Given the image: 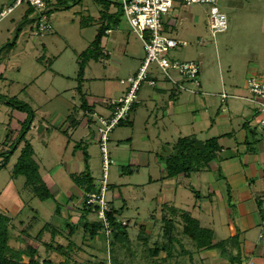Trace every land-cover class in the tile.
<instances>
[{"label": "rangeland", "instance_id": "1", "mask_svg": "<svg viewBox=\"0 0 264 264\" xmlns=\"http://www.w3.org/2000/svg\"><path fill=\"white\" fill-rule=\"evenodd\" d=\"M64 1V6H57L55 0L46 10L52 29L42 32L38 23L43 9L23 3L1 18V11L13 6L15 0H0V74L3 73V77L0 76V136L11 133L9 139L3 136L0 139V150L9 149L18 141L24 127L22 121L32 108L36 114L27 140L34 148L32 158L37 161L39 172L53 194L42 201L25 184V175L14 176L13 168L26 143L23 140L7 166L0 170V211L14 217V245L37 246L44 256L50 255L56 261L63 260V256L55 249L46 250L44 242L54 238L57 245H66L70 221L78 224L73 236L78 244L84 235L80 221L82 209L75 206L84 196L71 173L84 171L85 151L96 183L101 184L103 178L99 121L93 117L88 122L92 116L80 107L79 85L87 101L95 107V114L108 113L107 100L119 97L126 87L121 79L133 75L147 55L143 41L120 11L123 0ZM219 6L227 15L229 27L213 35L208 24L210 5L174 3L167 16L174 19L169 34L186 40L187 44L171 49L169 57L177 62H199L201 86L186 79L187 89L179 88L157 65L151 69L157 85L148 81L142 83L139 105L130 114L133 122L117 126L107 142L113 161L106 180V198L118 209V220L127 223L129 238L119 241L109 233V237L86 239L81 245L84 250L73 251L75 264L93 261L95 255L98 260L106 258L108 264L114 261L119 264H231L229 254L222 255L216 248H199L196 240L184 233L180 209L197 217L202 226L213 229L215 242L231 235V225L254 243H264L260 238L264 223L246 228L245 232L238 223V201L244 200L243 192L233 188L232 201H228V197L214 191V178L224 179L223 172L215 168L217 163L185 178L181 186L177 177H166V163L160 158V154L172 151V145L180 136L195 134L207 139L225 135V124L216 122L219 116L231 119L236 133L239 123L250 121L252 127L249 128L255 129L256 134L248 131L249 144L245 145L248 153H258L264 146V125L259 121L264 115L257 117L254 103L246 99L251 95L247 87L251 73L264 81V0H223ZM108 22L112 30L103 37L102 45L110 57L99 61L90 59L81 79L78 76L81 54L91 47L99 27ZM8 42L12 43L5 46ZM162 86L166 90H161ZM223 91L230 97L223 99ZM172 93L175 96L171 97ZM9 97L31 108L20 110L7 104ZM222 106L227 108L225 113L221 112ZM70 114L82 120L72 126L68 120ZM116 148H119L118 154ZM6 156L1 155L0 162ZM253 178L250 176L249 183ZM225 182L228 186L226 179ZM254 199L256 202L264 200V190L255 193ZM256 204L258 206V202ZM58 205L61 209L57 212ZM173 207L178 209L177 213L171 211ZM96 216L90 213L87 218L97 219ZM165 219L174 221L173 240L168 250H162L155 257L150 248L158 241L169 243L165 236ZM47 222L57 226L61 233L52 237L48 229L38 239L39 230ZM142 225L145 226L143 239L139 237ZM28 226L31 235L23 241L17 236ZM243 250L252 257L251 252ZM248 264L256 263L253 259Z\"/></svg>", "mask_w": 264, "mask_h": 264}, {"label": "trees", "instance_id": "2", "mask_svg": "<svg viewBox=\"0 0 264 264\" xmlns=\"http://www.w3.org/2000/svg\"><path fill=\"white\" fill-rule=\"evenodd\" d=\"M64 3H65L64 0H57L55 5L64 6ZM120 11L121 13H124L123 6L121 7ZM112 15L113 14H110V17H112ZM115 20L118 22L120 19L119 17H117L115 18ZM115 20L114 22H116ZM168 27L169 26L166 24L167 33L170 32ZM109 29L112 30L111 26L109 25V22L107 24L101 25L99 27V30H98V33L95 39L92 42L91 47L88 50L83 51V53L81 54L82 61L79 62V71H78L79 78L81 79L84 78L86 66L90 59L99 61L102 58L108 59L110 57L109 56L110 54L106 52V50L104 49V46L102 45L103 37L109 34L107 32V30ZM11 43L12 42H8L5 44V46ZM0 53H2V48H0ZM200 73H201V69L199 68V72L197 74L198 78H199ZM0 76L3 77V75L1 74ZM149 78L154 79L152 74L149 75ZM183 79L184 80L182 81L183 83H185L184 81L186 79L185 78ZM80 85H79V92L81 94V99H82L80 107L86 111L85 112L86 114H88L89 116H92V118L89 117L88 122L92 121L93 117H96V119H98L99 121L98 116H96L97 114H95L96 113L95 107H92L91 104L87 101L86 93L83 92V89L81 88ZM155 85H157V83ZM174 85L179 87L176 84ZM124 91L125 89H123L122 94ZM170 96L173 97L175 96V94L172 93ZM110 99L107 100L109 112L103 113L106 115L108 114V116L110 115V109H111V106H109ZM138 102L139 101L135 102L128 117L125 119H121L117 126L124 125L125 123L133 122L130 118V114L137 108ZM6 103L13 105L14 107L19 108L20 110H24L25 108L27 109L28 107L31 108L27 103L21 100H17L14 97L13 98L9 97ZM29 112L31 113H29V116L26 118V120L22 121V123L24 124V127L17 137L18 141L13 143L9 149L5 148V149L0 150V156L3 154H7L6 158L3 159L4 161L1 160L0 162V170H2L4 167L7 166L11 155L14 154V152L17 150L18 145L23 140H26V143L21 149V155H19L18 160L13 168L14 176L17 177L19 175H25L27 179L25 184L31 187L35 196L37 195L42 201H45L49 199L51 196L53 197V194L50 192L47 182L42 178V175L39 172V165L37 161L34 160V158H32V154H34V148H33L32 143L26 138L27 133L30 131L32 127V122L34 121L35 114H36L32 108L29 109ZM86 114L84 116H86ZM99 114H102V113H99ZM68 120H70L71 122L70 124L72 126H75L82 119L78 120L77 116H75L74 114H70L68 115ZM99 125H100V121H99ZM246 125H248V123ZM254 132H255V129H254ZM10 136H11V133L6 134L5 139H9ZM219 140H220V136H213L207 139H201L195 134L184 135V136L178 137L177 141L174 143V145H172L171 152L160 154V158H162L166 163V170H167L166 177L174 178V177H178L181 174H183L185 177H191L193 173L205 171L209 169L213 164L215 163L218 164L219 161L222 159L221 158L222 145L220 144ZM167 144H170V143L167 142ZM247 144H249V142H247ZM85 153H86L85 155L86 156L85 158L86 167L84 171H81L80 172L81 174L80 173L78 174L76 172L71 173L74 183L81 190V193L84 196L83 201L80 204H75V206H78V208L82 209V213L80 215V221L83 225L84 235H83L81 244H78V242L75 239H73V236H75L74 234L76 233V227L78 224H75L74 222L70 221L67 224L68 234L70 236H68L69 242L66 245L64 244L57 245L56 243H54V238H52V240H50L49 242H44L46 246V250L51 251L52 249H55L59 251L60 254L63 256V260L56 261L50 255L44 256L43 252L37 246H33L28 243H26L25 246H16L12 243V240L14 237L13 235L14 217L0 211V264H57V263L58 264H75V261L73 262V260L75 259V255H76V254H73L74 249L84 250L81 245H83V241L86 239L94 240L98 238L99 236L109 237L111 234H107V231H106L107 228H110L111 230L110 233L113 234L112 238L115 240L125 241L126 238L127 239L129 238L128 231L126 229L127 223H124V220L123 221L118 220V217H117L118 209L115 208L112 201L107 200L109 204V210L107 211L108 226L105 223V221L98 216V211L100 209V203L98 202L88 203V197L86 196L85 193L87 192L100 193L101 184L96 183L95 178L92 175L90 165L88 163L89 155L87 151H85ZM228 191H229L228 194H229V200H230L231 199L230 189H228ZM263 201L264 200L257 199L258 209L260 211L262 218L264 219V208L262 207ZM60 209L61 207L58 205L56 208V211L58 212L60 211ZM21 211L22 209L18 212V214H21ZM171 211L173 213H177L178 209L176 207H173ZM90 213H94L95 215H97L96 216L97 219L88 220L87 216ZM179 213L182 218V221L184 222V226H183L184 233L190 236L191 238H193L194 240H196L199 248L220 249V252L222 253V255L229 254V257H230L229 259H230L231 264H248L249 263V261L251 260V256L248 255L247 252L243 250L242 242H241L242 239L240 237L239 231L234 235H231L223 240H219L215 242L213 229L202 226L200 220L197 217L193 216L190 212H187L186 210L180 209ZM69 216L71 217L72 215L70 214ZM164 221L165 223L167 222L165 225V228H166L165 236L167 239H169V243L165 241L164 242L158 241L154 247H151L150 251L155 257L158 256V254L162 250L164 251L168 250L169 245L173 240L174 221L172 219H169V220L165 219ZM21 222H23V220H21ZM48 229L52 231L53 233L52 237L55 236L56 233H61V230L57 226H54V224L51 222L50 223L47 222L39 230L37 234V238L38 239L41 238L43 233ZM144 229H145V226L142 225L141 226L142 231L139 234V237L141 239L145 238ZM62 234L65 235V233H62ZM86 234L89 237H87ZM30 235H31L30 226H28L24 228L22 230L21 235L17 237L24 241L26 240V237ZM98 261L101 264H108V260L106 258L98 260L97 255L94 256L93 261H86L87 262L86 264H97ZM113 264H119V263L114 261Z\"/></svg>", "mask_w": 264, "mask_h": 264}, {"label": "built area", "instance_id": "3", "mask_svg": "<svg viewBox=\"0 0 264 264\" xmlns=\"http://www.w3.org/2000/svg\"><path fill=\"white\" fill-rule=\"evenodd\" d=\"M55 0H15L13 6L1 12L2 17L12 12L15 7L27 3L31 7L43 9L40 13V21L38 23L39 31H49L52 29V24L48 21L46 10ZM223 0H123L122 5L125 17L127 18L131 29L143 41L147 52L141 66L133 74L126 79H121V83L125 84V91L117 98H111L109 106L110 115L99 114L97 116L100 121L98 127L101 135L100 149L102 152V171L103 178L101 179V192H87L88 203H100L99 217L102 218L108 226L107 211L109 204L106 198L108 190L107 177L109 168L112 163V157L109 153L107 142L109 141L110 132L119 124L121 119L128 117L133 105L138 101L139 90L142 83L148 81L149 84L155 85L156 80L150 79L152 74L151 69L157 65L161 72L178 85L180 88H186L183 78L188 79L191 84L201 86L198 78L199 63L197 61L177 62L172 61L169 57V52L172 48L179 44L186 45V40H178L166 32L164 18L170 13L175 2H180L186 5H194L197 3L210 5L208 24L213 35L218 32L226 31L229 27L228 18L224 11L221 10L219 4ZM108 33L111 30H107ZM176 71V74L173 73ZM247 87L250 96L246 97L255 105V113L257 117L264 115V81L250 75L247 80ZM194 91V90H191ZM223 99L230 95L223 91L221 93ZM237 97V96H235ZM264 125V117L259 120ZM107 234L111 232L110 228L106 229Z\"/></svg>", "mask_w": 264, "mask_h": 264}, {"label": "crops", "instance_id": "4", "mask_svg": "<svg viewBox=\"0 0 264 264\" xmlns=\"http://www.w3.org/2000/svg\"><path fill=\"white\" fill-rule=\"evenodd\" d=\"M167 16L164 18V23L165 25L167 24L169 26L168 29L170 31V29L173 28L174 19L172 18L167 19ZM1 75H3L2 72ZM160 88L161 90H166V88L163 86ZM202 94L204 95V93ZM209 94L210 93H208V95ZM209 103L212 104L213 101H209ZM192 107L195 108L196 106L193 105ZM226 110L227 108L222 106L221 112L225 113ZM216 122H218V124H225L223 130H226V133L225 135L223 134L222 135L223 137L221 136L219 140L220 144L222 145V151H221L222 159L219 161L217 166L213 164L215 165L217 171L221 170V172H223L224 179H222V177L219 176V179L217 180L216 178H214L215 176L211 174V176L214 178L215 181L214 191L215 192L218 191L221 197H225V196L228 197L227 199L228 201H232V197L229 200L228 189H230L231 191L233 188H237V190L243 192L245 196H241V197H244V200L238 201L240 215L238 216L237 219L239 225H241L242 229L245 232L246 228H252L260 222H262V224L264 223V219L260 216V212L256 204L257 203L256 199H254L255 193L264 190V171L262 170V165L264 164V146H262L261 150L258 153L256 152L248 153V150L245 148V145L249 141L248 131L250 130L253 133V135L256 134V132H254V129L249 128L252 127L250 121H246L248 125H246L247 123L245 121L239 123L240 128L237 129V133H236V128L233 125L231 119L225 116L224 117L219 116V118H216ZM212 123L213 122H211V127L214 126V123L213 124ZM2 136L3 138H5V135H1L0 139L2 138ZM224 139L227 140L224 141ZM255 141H258L256 136H255ZM118 150L119 148L115 149V152L117 154H118ZM259 163L262 165L258 166ZM201 172L203 171H200L198 173ZM250 176L255 178V179L253 178L254 181H252V183H249ZM185 178L187 177H185L183 174L177 177V179L181 183V186H183L182 183L184 182ZM225 179L228 181V186H226ZM204 207L205 209L209 208L208 205L206 204L204 205ZM229 228L231 231V235H234L239 231L238 228L233 227L231 225ZM260 236H261L260 238L264 241V233H261ZM240 237L242 239V247L246 249V251L251 252L252 254L251 260L254 259L256 264H264V243L261 242H259L258 244L254 243L250 238L246 236L244 237L241 234Z\"/></svg>", "mask_w": 264, "mask_h": 264}]
</instances>
